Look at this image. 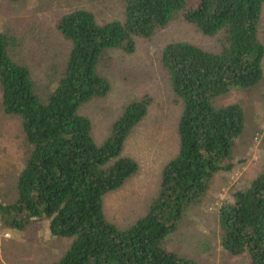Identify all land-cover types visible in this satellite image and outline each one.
<instances>
[{"label": "trees", "instance_id": "trees-1", "mask_svg": "<svg viewBox=\"0 0 264 264\" xmlns=\"http://www.w3.org/2000/svg\"><path fill=\"white\" fill-rule=\"evenodd\" d=\"M122 4L120 19L97 21L84 7L59 15L55 28L69 46L47 91H37L28 67L9 56L13 39L0 31V108L18 116L26 143L14 196L0 200V225L22 228L31 218H47L51 234L70 237L55 264H193L167 249L163 238L204 195L213 174L234 163L231 150L242 130V109L237 102L219 101L231 88L250 87L261 77L264 44L258 21L264 0ZM174 16L215 37L217 47L186 40L162 45L160 63L182 104L175 126L177 149L163 163L145 212L117 227L102 211V196L137 169L121 149L145 114L147 100L125 103L99 143L89 133L88 117L77 109L108 90L98 69L106 49L132 51L135 36H149ZM260 144L259 169L217 212L222 248L246 255L245 264H264V127Z\"/></svg>", "mask_w": 264, "mask_h": 264}, {"label": "rangeland", "instance_id": "rangeland-1", "mask_svg": "<svg viewBox=\"0 0 264 264\" xmlns=\"http://www.w3.org/2000/svg\"><path fill=\"white\" fill-rule=\"evenodd\" d=\"M74 7L89 9L97 21L120 19L122 0H0V31L11 37L9 56L24 63L39 92L52 86L56 65L68 42L55 28L59 15ZM258 37L264 44V5L258 21ZM186 40L203 47L217 41L202 34L192 23L172 17L156 26L149 36L134 37L132 51L106 49L98 69L108 80L103 95L85 100L78 112L88 117L89 133L96 143L107 135L113 119L125 103L145 98V114L126 136L121 154L132 157L137 169L123 183L102 196V211L117 227H125L145 212L155 195L160 169L177 149L175 126L182 107L172 92L167 72L160 63L162 45ZM260 79L247 88H231L219 101L237 102L243 126L234 139L228 170L216 171L198 202L190 204L177 225L163 238V245L193 264H245L246 255H234L220 244L218 207L232 200V192L244 187L262 162L260 129L264 127V55ZM56 70V71H55ZM52 73L54 75L52 76ZM26 143L19 118L0 108V200L14 196V180L22 165ZM12 233L5 239L4 233ZM70 237L49 232L47 218H31L22 228L0 225V264H55Z\"/></svg>", "mask_w": 264, "mask_h": 264}, {"label": "clouds", "instance_id": "clouds-1", "mask_svg": "<svg viewBox=\"0 0 264 264\" xmlns=\"http://www.w3.org/2000/svg\"><path fill=\"white\" fill-rule=\"evenodd\" d=\"M4 238H5V239H11V238H12V233H10V232H5V233H4Z\"/></svg>", "mask_w": 264, "mask_h": 264}]
</instances>
